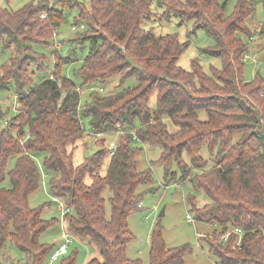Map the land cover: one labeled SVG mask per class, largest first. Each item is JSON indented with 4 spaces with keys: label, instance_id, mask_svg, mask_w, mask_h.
Segmentation results:
<instances>
[{
    "label": "trees",
    "instance_id": "obj_1",
    "mask_svg": "<svg viewBox=\"0 0 264 264\" xmlns=\"http://www.w3.org/2000/svg\"><path fill=\"white\" fill-rule=\"evenodd\" d=\"M259 4L264 9V0H237L229 15L227 2L221 0H90L89 5L31 0L16 11L0 6L1 46L13 52L0 67V92L14 89L19 104L13 116L0 105V252L10 239L27 254L25 264H46L58 246L41 241L62 223L57 217L44 218L52 204L31 207L29 201L41 186L36 161L41 154L53 197L73 207L64 217L69 231L102 254L88 264H141L127 256L134 239L128 218L139 211L147 191L155 189V178L151 168L139 169L141 149L133 136L121 135L112 154L103 139L97 144L101 148L82 163L74 160V147L87 130L113 134L120 126L136 130L141 143L162 148L158 162L166 180L176 179L175 164L181 181L205 190L211 202L203 207L195 195L188 199L197 220L222 227L214 238L204 237L219 264H264V76L257 72L249 82L244 77L246 39L255 34L249 21ZM153 5L163 9L162 18L191 22L194 32L211 36L214 44L201 53L221 59L222 67L212 66L208 74L199 59L192 61L190 71L180 66L189 43L143 27ZM75 8V24L84 27L73 41L90 44L74 74L80 85L63 74L65 64L79 61L76 52L62 55L54 34L67 20L66 9ZM36 46L54 47L52 56ZM49 58L53 72L36 82L33 66L44 71ZM117 75L119 87L129 78H136L137 85L110 94L96 88ZM78 86L92 89L87 100ZM167 118L177 131L170 130ZM11 158L16 162L8 170ZM107 188L112 192L110 217L103 195ZM236 228L241 237L233 232L222 243L223 232ZM192 252L189 244L169 248L158 223L149 264H186ZM77 255L76 250L68 252L59 264H76Z\"/></svg>",
    "mask_w": 264,
    "mask_h": 264
},
{
    "label": "rangeland",
    "instance_id": "obj_2",
    "mask_svg": "<svg viewBox=\"0 0 264 264\" xmlns=\"http://www.w3.org/2000/svg\"><path fill=\"white\" fill-rule=\"evenodd\" d=\"M30 1L31 0H0V6L6 7L11 11H16ZM80 1L87 5L90 3V0ZM221 1L227 2L226 14L229 15L232 13L237 0ZM153 12L150 20L146 21L143 25L145 29L153 30L158 35L176 34L181 42L189 43L188 48L179 59L180 66L190 71L192 68V61L194 59H199L204 71L208 74H211L212 66L217 68L222 67L221 59L205 56L201 53V49L214 44V39L205 31L197 30L194 32L193 23L185 22L184 24H180V20L176 17H171L170 19L162 18L163 9L156 7V5H153ZM66 15L67 20L59 28L58 37L55 41L60 43L59 52L62 55L65 56L76 52L79 61L65 64L63 67V74L73 79L77 85H80L78 78L74 74L75 71L81 67L82 60L88 54L90 44L85 42V44L81 45L77 41H73L77 34L76 31H73V26L75 25V18L78 15V8L73 10L66 9ZM249 26L255 34L253 40L249 38L246 39L249 43V53L245 59L244 77L248 82L255 78L257 72H260L261 75L264 76V34L262 35L261 33L264 31V9L262 5H257V11L250 19ZM36 49L44 52L48 57H51L54 47L47 48L45 46H36ZM12 56V50H3L0 42V67L3 63L9 61ZM46 64L48 68L40 72L37 71V66H33V70L36 71L33 78L36 82L49 76L50 73L53 72L54 66L50 63V58L46 61ZM120 82L121 77L117 75L106 85H96V88L98 90L103 88V91H101L102 94H110L117 90H121L123 87L128 88L137 85L136 78L127 79L121 87H119ZM88 96L89 93L86 91L82 96L83 101L87 100L89 98ZM0 105L5 109L10 108V115L13 116L16 113L14 108L17 102L14 89L0 92ZM151 105L153 107L156 105V96L152 97ZM201 115L205 117L204 111ZM166 121L169 123V128L172 132L178 130V127L174 125L169 118H167ZM88 126V122L86 121L87 129ZM118 138L116 133L106 134L104 136L106 147L109 148L110 142L112 141L118 142ZM135 146L141 149L138 152L139 169H152L155 178L153 183L155 189L147 191L139 205V211L128 218L129 227L134 235V239L131 240L128 245L127 256L131 260H141V264H149L151 236L158 223H160L163 229L164 240L169 248L186 244L191 245L193 252L186 256V264H219L218 257L211 252L210 245L204 237L208 236L209 238H214V235H218L222 232V227L217 224H208L197 220L194 212L191 210V204L188 199L190 195H195L198 206L203 207L211 202L210 197L204 189L195 188L190 181H181V173L178 168H176L175 164H173V167L177 170L176 179H165L164 166L158 162L162 153V148L160 146H150L146 143H135ZM74 148L75 163L80 164L85 158L98 151L101 146H98L96 143L86 144L85 141H79ZM206 153L207 150L204 154ZM38 155L40 156L36 157V161L41 169L42 180L39 190L30 195V205L31 207H39L45 203H51V207H47L44 210V218L50 219L52 217H57L61 221H64L61 212L56 208L58 205L55 201V197H53L50 191V176L42 166L43 155ZM185 159L188 161V157ZM109 160L110 157L108 156L105 162V169L109 165ZM15 162V158L10 159L8 170L14 167ZM4 185H9L8 178L5 180ZM150 186L151 185H145L144 188H149ZM103 195L107 199V215L110 217L111 204L108 199L112 195V192L107 188ZM162 210H164L163 216H161ZM189 216L192 220H189ZM64 232L73 239V244L69 248V253L74 250L78 251L76 264H88L92 258H103L96 245L91 244L87 239H82L72 234L65 221L64 224L60 223L59 226L44 233L41 237V241L57 243L58 246L54 250V254L60 247ZM26 260L27 254L19 249L12 240L8 239L0 252L1 264H25ZM60 260L56 261L54 264H59ZM51 261L52 259L50 258L46 264H50Z\"/></svg>",
    "mask_w": 264,
    "mask_h": 264
},
{
    "label": "built area",
    "instance_id": "obj_3",
    "mask_svg": "<svg viewBox=\"0 0 264 264\" xmlns=\"http://www.w3.org/2000/svg\"><path fill=\"white\" fill-rule=\"evenodd\" d=\"M45 14L42 15V17H44ZM84 25H77L75 24L73 26V31H77L78 29L80 28H83ZM55 39L58 37V30H55ZM55 46L56 48H60V43L59 42H55ZM247 57V56H246ZM53 77V76H51ZM76 90L81 94L83 95L86 91L88 90H92V89H86V88H83L81 86H78L76 88ZM100 91H103V88H100ZM17 102V105L15 107V110L19 109V104H18V101L16 100ZM118 137H120L121 135H124L126 133H130L132 136H133V141L135 143H141L140 139L138 138L137 134H136V130H133L131 132H127L125 131L122 127L119 126V129L117 132H115ZM107 133H103V132H99V133H96V132H93L91 130H87L86 131V134H85V137H84V141L86 144H90V143H96L98 144V142H100L101 140L104 139V136L106 135ZM31 135L30 133L28 132L27 133V138H29ZM105 140V139H104ZM118 147V142H115V141H112L110 142V145H109V149L111 150V154L114 153L116 151ZM55 201L57 202V208L58 210L61 212V215H62V219H64L65 215L68 214V213H71L73 211V207L69 206L66 204V202L64 201V199L62 198H55ZM189 220H192V218L189 216ZM62 223L64 224V221H62ZM233 232H236L239 234V236L241 237V234H242V230L240 228H236V229H231V230H228V231H224L223 232V236L221 237V242L222 243H226L231 235V233ZM63 239L61 240V244H60V247L56 250V252L53 254L52 256V261L50 264H54V262L56 260H58L60 257H62L63 255L67 254L69 252V248L70 246L73 244V239L72 237H70V235H68L67 233H63ZM240 243V240L238 241V245Z\"/></svg>",
    "mask_w": 264,
    "mask_h": 264
},
{
    "label": "water",
    "instance_id": "obj_4",
    "mask_svg": "<svg viewBox=\"0 0 264 264\" xmlns=\"http://www.w3.org/2000/svg\"><path fill=\"white\" fill-rule=\"evenodd\" d=\"M164 215V210H162V212H161V216H163Z\"/></svg>",
    "mask_w": 264,
    "mask_h": 264
},
{
    "label": "crops",
    "instance_id": "obj_5",
    "mask_svg": "<svg viewBox=\"0 0 264 264\" xmlns=\"http://www.w3.org/2000/svg\"><path fill=\"white\" fill-rule=\"evenodd\" d=\"M57 208V207H56ZM57 210H58V208H57Z\"/></svg>",
    "mask_w": 264,
    "mask_h": 264
}]
</instances>
